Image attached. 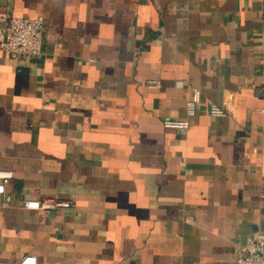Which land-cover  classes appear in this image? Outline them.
<instances>
[{
  "label": "crops",
  "instance_id": "obj_1",
  "mask_svg": "<svg viewBox=\"0 0 264 264\" xmlns=\"http://www.w3.org/2000/svg\"><path fill=\"white\" fill-rule=\"evenodd\" d=\"M11 16L44 25L39 55L0 47V264H231L264 230V0H0Z\"/></svg>",
  "mask_w": 264,
  "mask_h": 264
},
{
  "label": "built area",
  "instance_id": "obj_2",
  "mask_svg": "<svg viewBox=\"0 0 264 264\" xmlns=\"http://www.w3.org/2000/svg\"><path fill=\"white\" fill-rule=\"evenodd\" d=\"M44 19L41 16L20 17L11 16L8 21L0 26V47L11 57H32L39 55L42 45V30ZM200 101V90L195 88L185 101L187 115L195 113ZM209 115L219 118L226 115L223 106L211 103ZM163 124L175 127L184 132L188 126L187 119L165 118ZM11 169L0 168V195L3 203L11 201V193L7 190V183L12 179ZM22 205L30 209H55L57 207H69L74 205L72 198L41 197L23 198ZM10 264H36V256L24 254ZM231 264H264V230L256 229L247 236L236 248V255Z\"/></svg>",
  "mask_w": 264,
  "mask_h": 264
}]
</instances>
